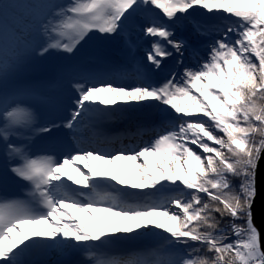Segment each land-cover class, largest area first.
Returning <instances> with one entry per match:
<instances>
[{
    "label": "snow or ice",
    "instance_id": "snow-or-ice-1",
    "mask_svg": "<svg viewBox=\"0 0 264 264\" xmlns=\"http://www.w3.org/2000/svg\"><path fill=\"white\" fill-rule=\"evenodd\" d=\"M25 6L30 10L29 20L32 10H45L35 22L43 24L51 42L34 49L40 56L50 49L72 53L92 31L117 33L142 6L162 10L173 22L195 6L237 19L227 27L224 39L211 46L208 59L196 70L185 68L180 80H175L173 73L172 79L158 86L144 82L115 86L107 81L99 86L74 85L78 98L70 118L63 123L70 130L86 113L101 110L99 105L118 102L156 101L181 114L178 125L139 151L111 154L78 149L64 155L62 161L33 159L7 143V137L10 126L29 125L34 114L19 105L4 112L0 137L5 139L9 155L21 160L10 170L31 184L33 199L0 200V264H24L21 257L45 242L33 238L87 248L126 236L164 234L168 243L186 246L188 251L158 264H264L261 230L252 212L257 174L264 159V104H257V100H264V0H71L64 6ZM143 31L157 38L147 54L156 68L172 55L165 44L178 53L183 46V41L171 39L173 33L167 25L152 21ZM229 33L237 37L234 43L228 41ZM60 126L49 124L36 131L47 133ZM117 161L130 163V178L116 168ZM231 177L241 180L237 190H233ZM106 187L128 196L148 195L144 190H152V195L166 189L178 191L160 196L159 202L130 204ZM201 194L210 201H204ZM225 217L230 218L227 229L221 227ZM193 243L198 247L192 248ZM200 247L209 255L193 257Z\"/></svg>",
    "mask_w": 264,
    "mask_h": 264
},
{
    "label": "rangeland",
    "instance_id": "rangeland-1",
    "mask_svg": "<svg viewBox=\"0 0 264 264\" xmlns=\"http://www.w3.org/2000/svg\"><path fill=\"white\" fill-rule=\"evenodd\" d=\"M70 2L71 0H50L48 3L40 2L37 4L64 6ZM7 3L10 6L16 5L14 0ZM44 11L45 10L38 9V12L35 13V16L31 14V20H29L30 13H23V17L21 19L22 23H20L19 27H4V34L6 35V37L4 40H2L3 45L0 49V128H3L5 126V116L3 111L5 109V106L7 105V98L12 93H10L9 90L13 88V85L15 87L17 84L22 83L21 85L23 87V90L29 97L27 102L28 107L31 109V111L34 110V113L37 112L35 113V116H37V118L41 117L38 115L39 112H43L44 110L40 105L30 99L27 91L29 85H35L38 88L45 90V86H48L50 81H54L56 91L59 93V95H62V105L75 107L76 98L73 92H76V90L74 88V85L78 83L87 84V82L80 81L81 78L76 75L83 69V67L87 66L85 54L87 50L86 41L89 35L96 36L97 43L101 47V50L105 54L110 55L108 56L111 63H117L121 57V55L119 54L122 52L124 39L123 35H120L118 33L101 34L98 31H92L83 41H81V43L77 46L76 49H74L72 53H66L63 50L58 51L55 49H50L48 54H50L51 57L47 62L44 61L43 56L38 55L37 51L34 50L37 49L38 45L51 42L48 39V36L44 34L43 24L38 25L35 22L43 15ZM236 19L237 18L235 17L227 16L223 12L208 13L207 10H203L199 6H195L193 9H190L186 15L173 22L164 16L162 10L155 8L154 6H142L135 15L128 19V22L132 24L133 37L134 39H137V42L139 44L138 56L142 57L144 60V68L141 67L135 75L143 76V78H145V75L149 74L154 79L153 84L157 86L162 84L167 79H172L173 73L176 74L174 77L175 80H180L181 74L184 72L185 68L196 70L208 59L211 46L217 40L224 39V32L227 31V27L229 25H234L236 23ZM0 21L2 22L1 19ZM152 21H155L157 25H167L169 27V30L173 33L171 39H173L174 41H183V46L181 47L179 53L176 52V50L171 45L165 44V47L169 52L172 53V55L163 58L161 60V65L159 68H156L151 63V61L147 60V54L151 50V45L157 38L146 35L143 29L147 26H151ZM236 38L237 37L234 33L228 34V41L234 43V40ZM143 45L145 47V50H143ZM55 53H58V57H60L57 60L54 58ZM68 54H70V58L72 59V61H70L69 58H63ZM91 61H93V59H91ZM76 64H80L81 67H79L78 69V65ZM115 65L119 70L118 65ZM130 69L131 65L129 66L127 71H131ZM96 73L98 75L100 74L99 69H96ZM7 93V96L4 95ZM47 95L51 101L52 99L50 95ZM14 101H12V103H17L18 101H20V99H15ZM150 102L153 101H144L143 103L145 104H142L143 108L141 109V113H143V118H134L132 116L133 112H123L120 114V117H114L113 122H115V124L124 125L128 129L137 127L138 125L150 124L154 121L164 123L165 121H167V118L172 119L171 121H178L176 125L181 122L179 119V116L181 114H176L174 110L170 108V106L163 105L160 102L158 103V105L154 106V109L156 108L155 112L151 113V110L148 109ZM118 106L120 107L121 104H118ZM8 109L9 106L6 107V110ZM69 116L70 113H68V111L64 112V116L60 119V121L62 120V122L64 123ZM57 117L55 119H52L53 122L55 120V125H59V123H57V121L59 120ZM36 121L37 119L34 121V123H32V121L29 125L25 126H10L9 129L13 130L12 136L14 140H11L12 142L10 140H7V143L21 149L23 148V146L29 147V151L31 152L40 149L39 146L42 148V146L38 144L40 141V139L38 138L46 139V137H43V135H41V133L38 131H33V125ZM18 129L23 132V137H19L17 133ZM55 129H58V127H54V129L52 128L50 132L44 133L46 136H51L54 138L53 149H57V137H55L54 135L57 131ZM167 130H172V128L168 127ZM160 134L162 133L160 132L152 136L150 142L154 141V139L157 138ZM82 138L84 139V137ZM144 146V143L138 144L136 146V151H139ZM189 146L193 147L194 150H198L194 145ZM90 148V146H85L82 150H92ZM5 149L6 151H8L6 147ZM116 151L117 150H115L114 152ZM199 151L202 152V150ZM52 155L54 157H58V155H56L55 153H53ZM10 156L17 163L16 165L21 163V160L15 155ZM31 158L36 159L39 157L32 156ZM10 161L11 159H7L3 155H0L1 200L12 199L11 189L13 187L14 174L10 169L15 165H11ZM116 168L120 172L125 173V178H130L132 169L129 162H118L116 163ZM122 187L125 186H116V188ZM130 191L136 192L140 190L131 189ZM144 191L147 193L148 191L152 190ZM168 191L172 193H169ZM118 193V196H120L128 203H131L132 201L138 203L139 201V196H128L121 192ZM175 194L176 191L166 189L162 193H157L153 196H147V203H152L153 201L159 202L160 196ZM164 235H140L135 238L126 236L125 238L114 243L87 248L68 247L65 244H56L54 241H48V244L45 246V250L49 256L54 257L80 248L81 253L87 252L91 254V260H93V264H97L98 261H109L118 264L119 261L115 258L113 259V256L125 257L127 258V260H125V258L123 259L125 261H135V259H133L132 257L138 256V253L141 252L139 250H144L147 253L151 251L149 252V256L152 258V256L154 255L157 262L156 264H158V262H161V260L168 258L167 255L171 254L174 251V245L168 243L164 239ZM96 243L98 244V242ZM84 253H82V256L84 255ZM110 254H112V256Z\"/></svg>",
    "mask_w": 264,
    "mask_h": 264
},
{
    "label": "bare ground",
    "instance_id": "bare-ground-1",
    "mask_svg": "<svg viewBox=\"0 0 264 264\" xmlns=\"http://www.w3.org/2000/svg\"><path fill=\"white\" fill-rule=\"evenodd\" d=\"M98 49H99V52L95 55L89 54L88 50H86L85 55H86V61H87L86 65L87 66L83 67V69L80 72H78L76 75L79 78H81L80 81L87 82V84L94 83V84H97V86L99 85L100 82H105V81L111 82L115 86H135L136 84L141 83V82H144V83L152 82L153 83L154 79L149 74H146L145 78H143V76H136L133 73V71L118 70L115 64L110 67L109 76L103 77L100 74L98 75L96 73V69H101L104 66L94 63V61H91V59H93L96 56H100V55H109V54H105L101 50L100 46ZM125 50L129 51V48L123 42L122 52L119 55L124 53ZM143 50H145L144 45H143ZM58 51H60V50H58ZM58 55H59L58 53L57 54L55 53L54 58L56 60L58 58H60V57H58ZM50 57H51V55L47 53L43 56V60L47 62ZM63 58H65V59L69 58V60L72 61V59L70 58V54L66 55ZM76 65H78V69H79V67H81L80 64H76ZM143 68H144V65H143ZM76 71H77V69H76ZM21 84H17L15 87L13 85V88L9 90L10 93L11 92L12 93L7 98V102H6L7 105L5 106V109L3 112L6 111L7 106H9L8 110H11L12 107H15L17 105L24 107V108H27L31 111V109L28 107V104H27L29 97L27 96V94L23 90V87ZM45 92L47 94H49L51 99H52L51 105H50V107H44V106L40 105L42 107V109L44 110L43 112H39L38 115L41 116L40 118H37V116H35V113H37V112L34 113V110L31 111L37 119V121L33 125V131H36L40 127L47 126L49 124L55 125L56 124V123H54L55 120L53 122L52 119H55L59 114V116L57 117L59 119L57 121V123H59V125H61V126L58 127V129H55L57 132H56V134H54L55 137H58V139H59L60 136H62V134L67 133V128L63 127V122H62V120L60 121V119L64 116V112L68 111V113H71V111L74 107L73 106L68 107L67 105L66 106L62 105V95H59V93L56 91L55 86H53V87L46 86ZM4 95L7 96L8 93L4 94ZM15 99H20V101H18L17 103H12V101H14ZM143 102H140L139 104H136V103L124 104V103L118 102V104H121L120 107L118 106V104L113 105V106L99 105V109L103 110L104 113H103V115L98 114L97 117L102 118V119L104 118L108 121L110 115L120 117V114L123 112H133L132 116L134 118L135 117H137V118L142 117L143 118V113H141V109L143 108L142 104H145ZM158 103L159 102H156V101L150 102L148 109L151 110V113L155 112L156 108L154 109V106L158 105ZM105 108H107L108 110H104ZM35 117H34V120L32 123H34V121L36 120ZM92 117H94V116H90V115H88V113H86L85 115L80 117L79 121L75 124V127L77 128V131H78V136L74 139L75 146H76L77 150L78 149L82 150L85 146H90L91 147L90 149L98 150L101 153L113 154V153H116L117 151L125 150V154H129L132 150H136V146L138 144L144 143L146 145V144L151 143L150 139L152 136H154L160 132L163 134L164 132L168 131L167 130L168 127L172 128V126L176 125V123L178 122V121L167 120L164 123H161V122L154 121L150 124L138 125L137 127H132L129 129L125 128L120 133L119 136L115 137V135H112L110 138H107V134H105L103 132L97 133V134H95L93 132L94 126L89 124V121L91 119H93ZM68 118H70V116ZM109 122L110 121H108V123ZM53 129H54V127H53ZM17 133H18L19 137H23L22 136L23 132L20 129L17 130ZM12 134H13V130L9 129V135L7 137V140H10V141L14 140ZM41 135H43V137H46V143L44 145H41L42 148L38 145L40 149H37V150L31 152V151H29V147L23 146L22 151L27 153V155L30 158L32 156L33 157L36 156L39 158L53 157V158L57 159L58 161H62L60 158L54 157L52 155L53 154L52 152L54 150L53 149L54 138L51 136L48 137L44 133H41ZM102 135H105V136L103 138H101ZM82 137H84V139ZM3 139H4L3 137H0V155H3L7 159H11V161H10L11 165L12 164L16 165L17 163L12 159V157L9 155V152L6 151V149H5V139L4 140ZM38 139H41V138H38ZM89 142H91V143H89ZM115 150H117V151L114 152ZM118 162H121V161H117V163ZM122 162H126V161H122ZM104 166L107 167V165H104ZM69 170H71V169H69ZM147 193H149V194L144 195V196H139L138 203H147L148 202L147 196H153V195L151 194V191H148ZM0 200H1V197H0ZM27 228H28V226H25V230H27ZM33 239H40L42 241H45V242H43V243H45L44 246H46L48 244V241H46L45 238H33ZM35 246L36 245H34L33 247H35ZM139 251H141V252L138 253V256L132 257L133 259H135V261H147L148 264H156L157 263L154 255L152 256V258L149 256V252H151V251H149L148 253L144 250H139ZM82 253H84V252H82ZM123 253H125V252H123ZM114 258L116 260H118L119 262L127 260V258L122 257V256H113V259ZM124 258H125V260H123ZM75 264H93V260H91V254H89L87 252L84 253L83 261L76 260ZM112 264H115V262H113Z\"/></svg>",
    "mask_w": 264,
    "mask_h": 264
},
{
    "label": "trees",
    "instance_id": "trees-1",
    "mask_svg": "<svg viewBox=\"0 0 264 264\" xmlns=\"http://www.w3.org/2000/svg\"><path fill=\"white\" fill-rule=\"evenodd\" d=\"M11 1L12 0H0V19L2 20V22L0 21V24H1L0 25V49H1V46L3 45L2 40H4L6 37V35L4 34V27H7V26L9 28L10 26L12 28L19 27L20 23H22L21 19L23 17V13H30V10L25 6V4H37L40 2L48 3L50 0H14L16 3L15 6L8 5L7 2H11ZM36 12H38V9L32 10L31 14L35 16ZM257 104H264V100H257ZM204 119H206V117ZM230 179H231V184L233 185V190H237L241 182L240 178L231 177ZM171 191H178V190L171 189ZM168 192L172 193L170 191ZM201 195L204 201H210V198L207 197L206 194H201ZM213 215L216 217L217 220H221V217L219 216L218 213H213ZM235 223L243 224L244 221L236 220ZM229 224H230V218L228 217H225L221 221L222 228L227 229ZM234 238L235 237H230V239H234ZM191 247L196 248L198 246L193 243ZM187 251H188V248L186 246L174 245V251L171 254L167 255L168 258L161 260V262L167 261V259L168 260L175 259L177 258V254H186ZM205 255H209V253H207L204 247H200L199 252L192 253L193 257H203Z\"/></svg>",
    "mask_w": 264,
    "mask_h": 264
},
{
    "label": "water",
    "instance_id": "water-1",
    "mask_svg": "<svg viewBox=\"0 0 264 264\" xmlns=\"http://www.w3.org/2000/svg\"><path fill=\"white\" fill-rule=\"evenodd\" d=\"M93 119L96 120L98 118L93 117ZM125 128L126 126L124 125L112 123L110 130L121 132ZM252 212L254 216V222L261 230V240H262V244H264V159L260 161V170L257 174V196L255 197V202L252 207ZM262 250H264V248H262ZM70 254L71 252H67L54 257L50 256L47 257L46 259L63 260L67 258Z\"/></svg>",
    "mask_w": 264,
    "mask_h": 264
}]
</instances>
